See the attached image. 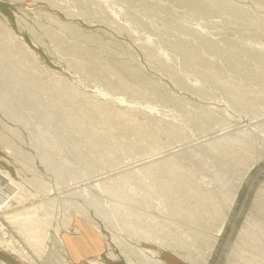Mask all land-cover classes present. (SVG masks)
I'll return each mask as SVG.
<instances>
[{
  "label": "rangeland",
  "instance_id": "rangeland-1",
  "mask_svg": "<svg viewBox=\"0 0 264 264\" xmlns=\"http://www.w3.org/2000/svg\"><path fill=\"white\" fill-rule=\"evenodd\" d=\"M0 105L20 261L264 264V0H0Z\"/></svg>",
  "mask_w": 264,
  "mask_h": 264
},
{
  "label": "crops",
  "instance_id": "crops-1",
  "mask_svg": "<svg viewBox=\"0 0 264 264\" xmlns=\"http://www.w3.org/2000/svg\"><path fill=\"white\" fill-rule=\"evenodd\" d=\"M63 242L72 264H131L123 254L109 250L105 240L92 228L81 229V233L67 236ZM166 258L169 264H181L173 257ZM19 259L25 261L18 254L0 252L2 264H25Z\"/></svg>",
  "mask_w": 264,
  "mask_h": 264
},
{
  "label": "bare ground",
  "instance_id": "bare-ground-1",
  "mask_svg": "<svg viewBox=\"0 0 264 264\" xmlns=\"http://www.w3.org/2000/svg\"><path fill=\"white\" fill-rule=\"evenodd\" d=\"M2 105V104H1ZM0 105V106H1ZM112 117H115V115H113ZM160 168H158V170H159ZM150 170H152L151 168H148V171H150ZM173 171H175L176 170V168H174V165H173V169H172ZM179 180V179H178ZM189 185V184H188ZM188 189H190V188H188ZM214 201V200H213ZM209 204V203H208ZM213 206V205H212ZM214 208V207H213ZM19 216L20 215H15V217L14 216H12V217H10L11 218V220L13 221V219L14 218H19ZM22 218V217H21ZM20 220V219H19ZM38 235V234H37ZM39 235H42V233L41 234H39ZM42 237V236H41ZM58 238V237H57ZM37 239H39V236L37 237ZM121 241L123 242V243H126L123 239H121ZM56 243H57V247H58V249H59V252H58V254H59V257H61V259H62V261L63 262H65L66 264H72L71 262H70V260H69V257H68V255H67V252H66V250H65V247H64V245H63V242L61 241V239L59 240V238L55 241ZM0 243L3 245V246H6V247H9V248H12L11 250H12V253H16V254H20L21 256H23L24 257V252H23V249L22 248H20V247H18V244L17 243H15V240H14V237H12L7 231H5L4 229H0ZM30 243H37V242H34V241H32V242H30ZM1 245V246H2ZM31 245V244H30ZM125 250H127V252H126V254H127V257H128V260L130 261V262H132V260L134 259L133 257H134V255L138 258V259H142V256H141V252H139V251H137L136 249H134L132 246H130V245H128L127 246V244H125ZM46 249V248H45ZM121 249V248H120ZM150 253V252H149ZM144 254V253H143ZM46 255H47V251H46ZM41 257H43V260L45 259L44 258V256L43 255H41ZM144 257H146V255L144 256ZM130 258H133L132 260L130 259ZM136 258V259H137ZM145 259V258H144ZM53 261V260H52ZM52 261H51V263H52ZM141 262V261H140ZM163 262V261H162ZM162 264L161 262H159V261H152V264Z\"/></svg>",
  "mask_w": 264,
  "mask_h": 264
}]
</instances>
